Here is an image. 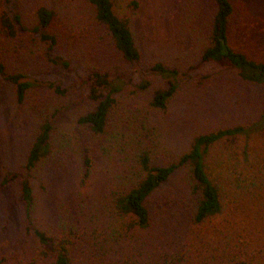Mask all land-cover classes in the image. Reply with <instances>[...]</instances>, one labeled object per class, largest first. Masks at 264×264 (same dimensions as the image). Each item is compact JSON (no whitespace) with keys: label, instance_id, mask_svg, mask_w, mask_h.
I'll return each mask as SVG.
<instances>
[{"label":"rangeland","instance_id":"374dc122","mask_svg":"<svg viewBox=\"0 0 264 264\" xmlns=\"http://www.w3.org/2000/svg\"><path fill=\"white\" fill-rule=\"evenodd\" d=\"M113 2L117 14L130 21L140 50L136 65L114 48L86 0H0V15L10 9L11 18L12 10L20 16L12 38L0 25V61L7 73H22L32 82L19 104L13 84L0 76V182L8 171L23 172L40 120L53 117L50 154L31 176L30 221L48 234L71 238L72 264H264V129L242 137L230 151L222 143L209 151L211 177L223 175L219 213L194 222L191 179L179 168L149 199L148 227L125 231L113 219L112 193L134 179L140 144L151 148L152 162L175 161L194 136L254 122L258 126L264 112V84L201 60L214 0ZM231 2L230 45L264 61V0ZM42 6L56 13L52 48L34 30ZM54 57L67 60L73 69L51 61ZM157 62L188 79L163 110L150 105L154 90L167 86L165 78L149 72ZM91 70L119 74L126 81L101 134L78 122L93 107L81 82ZM141 79L149 81L146 89L139 88ZM85 155L91 172L82 180ZM244 156L255 160L254 167L245 166ZM236 159L249 172L247 187L225 177ZM27 223L19 180L0 184V264H52L39 255Z\"/></svg>","mask_w":264,"mask_h":264},{"label":"trees","instance_id":"16d2710c","mask_svg":"<svg viewBox=\"0 0 264 264\" xmlns=\"http://www.w3.org/2000/svg\"><path fill=\"white\" fill-rule=\"evenodd\" d=\"M92 8L94 20L97 25L105 27L114 48L122 57L132 64L140 61V50L137 46L128 18L120 17L113 0H86ZM215 12L211 23L209 43L203 48L201 60L203 62L218 63L232 69L243 80L264 84V61H257L245 53L234 49L228 38V22L233 14L234 7L231 0H214ZM13 12V18L9 16V10H3L0 15V25L8 37L16 36V24H20V16ZM56 13L47 7H39L37 10V24L34 30L40 32L41 38L49 43L52 48L56 44V33L51 30ZM51 61L61 64L65 69H73L69 62L61 57H54ZM189 70V69H188ZM149 72L156 73L167 81L165 88H157L153 92L150 105L154 108L165 109L167 101L173 96L180 86L179 71L162 63H155ZM189 71H187L188 73ZM0 76H3L13 84L16 101L20 104L24 101L32 82L25 80L22 73H7L3 62L0 61ZM81 82L86 90V97L93 104L91 110L78 117V122L90 128L94 134L104 132L109 120V114L116 103V93L122 91L126 81L119 74H111L107 71L91 70L81 77ZM149 85L147 79H141L139 88L146 89ZM57 90L62 92L60 87ZM53 117H43L38 125L37 132L27 151L23 172H6L0 184L6 185L14 180L20 182V199L25 205L27 229L34 235L38 242L39 255L51 259L52 264H72L70 255L72 240L67 234L54 236L36 227L30 221V210L34 203V194L31 185V176L38 164L50 154V140L53 130ZM260 125L254 122L251 125H236L200 133L193 137L188 151L181 154L175 161L152 162L151 148L140 144L136 156L137 171L129 186L122 191H115L111 197V215L113 219L124 227L125 231L144 229L150 223V211L148 201L152 194L160 188L179 168H185L191 179V190L194 195V222L201 223L207 218L219 213L222 208L221 183L222 174L212 178L211 165L208 162V153L216 144H224L226 150L231 149L242 137H248L257 129H264V112L261 115ZM235 146V145H234ZM235 149V148H234ZM236 150V149H235ZM246 151H244L245 153ZM237 153V152H236ZM243 160L245 166H253V158ZM237 162V163H236ZM231 164L225 177L243 187L250 185L247 170L242 160L236 159ZM91 172V159L83 158L82 180L88 178ZM71 237V232H70ZM230 264H254L248 260H235Z\"/></svg>","mask_w":264,"mask_h":264}]
</instances>
